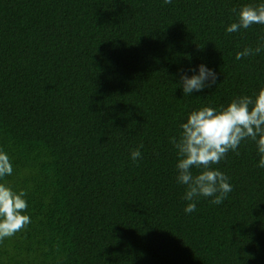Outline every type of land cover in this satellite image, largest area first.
<instances>
[{
    "label": "trees",
    "instance_id": "1",
    "mask_svg": "<svg viewBox=\"0 0 264 264\" xmlns=\"http://www.w3.org/2000/svg\"><path fill=\"white\" fill-rule=\"evenodd\" d=\"M262 3L0 0V150L13 167L0 183L27 192L30 216L0 242V264H264L256 142L212 165L233 190L192 213L170 143L193 110L264 88V50L235 59L264 43V24L226 32ZM200 64L216 82L184 95Z\"/></svg>",
    "mask_w": 264,
    "mask_h": 264
},
{
    "label": "clouds",
    "instance_id": "2",
    "mask_svg": "<svg viewBox=\"0 0 264 264\" xmlns=\"http://www.w3.org/2000/svg\"><path fill=\"white\" fill-rule=\"evenodd\" d=\"M172 0H164L170 4ZM235 11V9H233ZM237 22L231 23L227 33L247 29L254 24H264V3L256 7L244 5L238 12ZM264 50V43L255 48L249 46L236 52L235 59L241 60ZM216 82V73L204 64L198 66V74L182 75L181 85L184 95L201 91ZM179 139L172 137L177 151V182L186 185L184 200L188 201L184 211L196 210V200L211 197V203H223L233 189L228 177L212 165L225 158L229 150L236 151L242 140L256 142L260 159L258 167L264 168V88L254 96L242 95L231 100L227 106L217 110L204 106L193 110L186 122L181 124ZM140 145L132 150L133 162L142 157ZM196 170V171H194ZM13 172L9 156L0 150V180ZM27 192H15L5 183H0V242L14 236L30 223V216L24 213L28 205Z\"/></svg>",
    "mask_w": 264,
    "mask_h": 264
}]
</instances>
